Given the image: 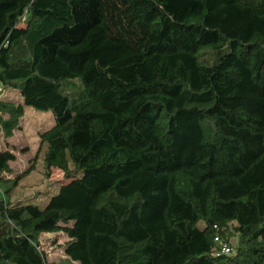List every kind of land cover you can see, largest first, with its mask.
I'll return each mask as SVG.
<instances>
[{
  "label": "trees",
  "instance_id": "obj_1",
  "mask_svg": "<svg viewBox=\"0 0 264 264\" xmlns=\"http://www.w3.org/2000/svg\"><path fill=\"white\" fill-rule=\"evenodd\" d=\"M26 107L53 113L40 145L64 177L11 203L36 161L8 179L0 151V264H52L53 232L78 264H264V0H20L0 13V138Z\"/></svg>",
  "mask_w": 264,
  "mask_h": 264
},
{
  "label": "rangeland",
  "instance_id": "obj_2",
  "mask_svg": "<svg viewBox=\"0 0 264 264\" xmlns=\"http://www.w3.org/2000/svg\"><path fill=\"white\" fill-rule=\"evenodd\" d=\"M20 0H0V13L13 9ZM79 82L66 85V92L70 95L76 92ZM5 96L24 103L19 91H6ZM55 123L51 111L36 110L26 107L20 127L14 130L11 138L6 139L3 134L0 138V151L9 149L16 154V161L11 164L12 174L6 178H14L17 174L26 171L36 161L35 168L24 177L20 185L13 191L11 203H33L45 206L50 198L58 193L64 177L59 169L48 170L44 162V148L40 145L39 134L51 128ZM3 188L0 190L3 192ZM41 249L46 253L47 260L52 264H78L69 260L64 251L68 241L61 232L42 233L40 236ZM236 245V240H233Z\"/></svg>",
  "mask_w": 264,
  "mask_h": 264
},
{
  "label": "built area",
  "instance_id": "obj_3",
  "mask_svg": "<svg viewBox=\"0 0 264 264\" xmlns=\"http://www.w3.org/2000/svg\"><path fill=\"white\" fill-rule=\"evenodd\" d=\"M232 252H233L232 248L229 247L227 244H224V245L222 246V253L230 254V253H232Z\"/></svg>",
  "mask_w": 264,
  "mask_h": 264
}]
</instances>
